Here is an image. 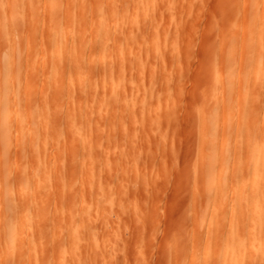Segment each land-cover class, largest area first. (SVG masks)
<instances>
[{
    "label": "rangeland",
    "instance_id": "1",
    "mask_svg": "<svg viewBox=\"0 0 264 264\" xmlns=\"http://www.w3.org/2000/svg\"><path fill=\"white\" fill-rule=\"evenodd\" d=\"M7 1L2 0L1 3L7 7ZM99 1L87 0L85 10L80 0H74L72 4L71 0H60V5L55 10L46 7V0H24V5L6 8L18 23L17 45L20 43L21 49L18 57L19 63L24 60V65L20 63L22 69L19 64L18 68L21 70H16L20 72L19 76L16 73L12 75V78H17L16 81L11 79L13 81L8 82L16 95V98H12V103L18 106L15 108L12 104L14 108L10 109L15 112L10 118L15 125L12 130L14 133L11 132V145H8L11 147L10 151L8 147V154L11 152L8 164L12 167V173L7 174L2 169L0 180L3 179L4 183L1 181L3 185L0 188H6L9 184L11 190H15L20 178L18 170L24 172L22 176L26 175L22 178L25 186L30 177L34 175L32 178H39L40 173L48 177L46 180L42 175L39 179L44 177L49 183L47 182L46 187L42 183H45L43 179L41 183L45 189L40 190L37 186L32 192L29 186L27 190L23 187V190L28 193L30 191L31 194L27 193L33 207L31 212L35 210L31 217L36 215L41 221L38 223L41 229L38 228L39 225L35 226L39 221H33L34 228L26 225V231L20 232H26L21 234L23 237H18L22 239L25 248L18 246L16 253H7L1 230L3 221L0 224V253L10 256L6 260L2 254L5 259L1 255L0 264L3 263L1 260L4 264L9 260L16 262L10 264H221V255L226 247L223 243L231 223L233 203L230 191L233 185L237 189L241 182L247 181V168H243L241 172H233L238 162L235 158H238L239 153L245 152L243 131L246 129V122L252 128L262 129L260 117L263 113L264 105L261 100L264 98V89L260 87L252 90L245 99L248 106L253 104L255 118L252 123L244 110H239L243 109L244 102L239 104L243 100L236 95V115L232 125H225L224 121L221 124V133L227 131L238 134L241 144L231 145L232 154L236 156V153L237 156L233 157L234 168L222 181L220 193L215 189L206 190L204 186L205 171L218 170L219 163L209 162L203 166L201 162L202 116L205 112L209 115L217 106L223 110L226 104L224 93L222 95L216 90L213 93L216 92L218 98L211 100L209 91L214 84L212 75L214 73L215 78L218 68L224 66L226 69L229 66V52L223 50L222 63V58L219 57L220 47L223 42L229 45L233 36L238 40L236 71L241 70L245 35L238 30L240 25V28L245 25L242 19H249L250 9H245L246 17L237 15L236 5L232 4L239 1L244 2V5V0H143V3L138 0ZM97 3L101 5L103 13L98 10ZM71 6L77 15L81 11L86 12V20L80 23L81 26L76 20L74 23L68 22L67 13ZM38 7L40 14H35ZM231 8H236L234 14V9ZM55 13L61 15L64 26L70 23L76 31L84 32H80V35L81 40L88 45V54L80 60L87 63L80 62L83 66L82 75L84 78H92H89L91 82L93 79L96 81L94 86L91 83L93 88L89 85L86 88L89 92L92 91L88 92L89 96L88 93H83V87H80L83 90L80 92L77 82H74L76 85L69 83L67 86L66 82V87L63 85L61 93L59 91L56 94L53 89L50 92V84L46 80L42 81V73L47 71V74L52 70V66L47 64L48 58L45 60L51 49L50 42L45 37L50 17ZM125 16L134 17L136 24L126 25L123 22ZM116 17L121 18L119 23L114 22ZM239 21L241 24L235 27L234 24ZM101 22L106 24L107 33L112 35L114 31V35H119L118 38L121 37L125 42V50L122 52L119 44L113 43L112 62L106 65L107 68L99 59L92 63L93 54L99 50L89 46L93 39L91 30ZM221 26H224L226 35H223V28L220 31ZM32 32H36V35H32ZM103 33L96 34L97 38H101ZM66 35L69 45L70 42L72 44V35ZM31 37L38 40L33 41ZM77 40L75 39L76 42ZM30 45L36 49V54ZM28 47L33 49L31 54L37 56L30 67L34 56L29 58L32 61L27 60L31 55ZM253 49L257 50L258 46ZM66 65L63 66L65 71L62 72V69L52 82L60 81L61 84L64 75L76 79L77 73L72 71L74 68L70 64ZM28 67L31 70H27ZM34 69H37V82L31 75ZM104 69L114 77L113 86L117 89L114 99L108 94L109 79L107 84L103 77ZM70 70L75 74L74 77ZM21 73L24 75L20 76ZM68 73H71L70 76ZM30 79L35 84L32 81L30 83ZM206 82L213 84L209 88V85L205 86ZM253 85L251 80L245 87ZM213 88L216 89L215 86ZM72 90H75L73 94ZM49 93H55L56 98L48 96ZM46 105L49 111L65 108L68 111L71 108L69 113L56 118L58 131L61 133L53 134L49 127H45L44 131L38 129V125L44 120L46 112L43 107ZM45 119V123L49 122L47 117ZM81 123L91 128L88 134L81 132L78 127ZM16 124L25 128L26 134L22 129V134L25 135L19 131L21 128L16 129ZM33 137L35 144L31 140ZM24 146L27 152L32 149L30 155L22 149ZM35 147L36 150L33 151ZM20 148L24 151H21L23 155L19 154ZM21 158L24 167L20 166ZM27 173L31 175L25 178ZM246 197L242 202L247 203L246 207L249 209L251 201L249 196ZM41 203L44 206H40ZM259 204L260 201L256 199L255 206H260ZM207 205L209 208L212 206V209L207 208ZM37 206L40 215L49 210L45 217L36 214ZM45 206L44 211L47 210L41 211L43 208H40ZM0 214L2 215L1 212ZM18 214L22 216V212H17ZM247 216L245 225L254 227L256 223L253 221V225L249 220L250 214ZM253 217L257 218L256 215ZM2 218L1 216V220ZM256 226L257 224L252 228L255 229ZM31 229H37V234ZM39 232L44 235L43 238ZM31 233L37 236L35 243L30 236H36ZM206 245L209 252L203 254L201 249ZM259 247L261 245L258 244L256 248ZM255 254L256 257L262 255L254 252L252 261L249 259L251 263L247 261L248 264H260L261 261L257 259L259 257L255 258Z\"/></svg>",
    "mask_w": 264,
    "mask_h": 264
},
{
    "label": "bare ground",
    "instance_id": "2",
    "mask_svg": "<svg viewBox=\"0 0 264 264\" xmlns=\"http://www.w3.org/2000/svg\"><path fill=\"white\" fill-rule=\"evenodd\" d=\"M1 1L2 0H0V168H1L0 174H1V172H3L2 169H4V171L6 170L7 174H8V172L12 173L11 172L12 167L8 164V162L10 161V160H8V159H10V158H8L9 157L8 155H10V153H11V152H9V154H8V147H9L8 145L9 144L11 145V143H10V140L12 138L11 132L13 130V126L15 125V124L14 125L12 124V122H14V120L12 119L13 121H11V119H10V118H12V115L15 114V112L13 113L11 111L12 110L11 108H14L12 106H15L14 103H12V101H14V100H12V98L13 97L16 98V95L13 91H11L10 86H9L10 83H8V82L13 81V80H14V82L16 81V79H17L16 75H15L16 79H14V77L12 78V75L16 73L19 76V74H20L19 71L22 69V67H23L22 65H24V63H23L24 60L20 62V63H22V65H21L19 63V57H18L19 53H20L19 52L20 43H19V45H17L18 23L13 20L11 12L8 11L6 8L10 7V6L11 7L15 6L17 4L18 5H24V2H23L24 0H8L7 1V7L4 6V3L2 4ZM72 1H74V0H71L70 4H72ZM244 1H246V3L244 5L242 4L244 2H239V1H237L238 2L237 4H232V5H236L237 15L239 17H241V16L246 17L247 12H245V9H248V8L250 9L249 19L248 20L246 18L242 19L244 21V24H245L243 28H240V26H241L240 21H239V23L234 24L235 27L240 25L239 26L240 30H238V31H243V33L245 35L244 50L241 53V56H242L241 70L239 72L236 71V69H237L236 68V60L238 59L237 56L239 55L237 52V41L238 40H237L236 36H233L229 45H227L226 42H223L221 47H220L221 52H220L219 57L222 58V63H223V59H224L221 56L224 54L223 50H228V52H229V62H230L229 66H227L226 69L224 66L218 68L217 69L218 72H217L215 78H214V73L212 75V78L214 80L212 78H210L213 80L212 82H214V84L212 83L213 87L215 86V88H216V89H214L211 86L212 91L211 90H210L211 92L209 91L210 97L212 96L211 100L215 101L214 99L216 97L218 98V96L215 95L216 92L213 93V91L216 90L218 93L221 92V94L223 92L225 95L224 97L226 98L225 103L227 105L225 104L223 110H220L219 107L217 106L214 110L213 109L211 110L209 115L205 112V113H203V116H202V124H203V128L201 131V143L202 144L200 146L201 162L203 163V166L208 165L209 162H214V163L218 162L219 163L218 170H214V171L207 170V171H205V173L203 175L204 176V182H205L204 186H205L206 190L215 189V191L219 192V193L222 189V184H223L222 181L227 178L228 174L230 173L229 171L231 170V172H232V168H234V167H232L233 166L232 161H233V157L235 158L237 156V154L235 153L236 156H234V154H232L231 145L232 146L233 145L239 146V143H240L238 134L227 133V131H223L221 133V131H220L221 124L225 123V125H232V122L234 121V117L236 115L235 114V112H236V109H235L236 108L235 107L236 95H239L241 97V99L243 100V101H240L239 104L244 102V104L242 106L243 109L240 108L239 110H241V111L244 110L248 120L252 123L254 118H255V115H253V113H254L253 107H252L253 104H252V106H248V104L245 102V99H247L248 95L250 94V92L252 90H254L256 88H260V87L264 89V47L262 48V44L264 43V0H244ZM86 2H87V0H80L81 6L84 10L86 8ZM138 2L143 3V0H138ZM97 4H98V10L103 13L104 11L102 10L101 5H99V3H97ZM59 5H60V0H46V7L49 9L55 10L59 7ZM236 8H231V10L234 9V11L232 10L233 14H234ZM35 14H40V8L39 7H38ZM51 16L52 17H50L49 26L46 29V37H45V38H47L46 41L48 40L50 42L49 45H50L51 49L49 51V55L45 56V60H46V58H48L47 64L49 63V65H50L49 67L52 66V68H50L52 70L51 71L49 70L50 72L47 74L45 73L47 71H45L44 74H46V75H44L42 73V75H43L42 81L46 80L48 82V85L50 84L49 85L50 86V88H49L50 92L52 91L51 89H53V90H55L56 94H58L57 92L62 90V87L64 84H66V82H68V84H66V86L69 85V83L75 84L74 82H77L76 84L78 85V89L80 87H83L82 89L84 90L83 91L80 88V92L83 91V93H88L89 90H87L88 89L87 86L89 85V87H92L91 83H93V86H94V83L96 82L94 79H93L94 81L92 80V82H91L90 79H92V78H90V77L84 78L82 75L83 74V72H82L83 66H81V63H84L85 60L84 61L82 60L83 62L80 60L84 59L85 56H87L88 45H86L87 43L85 44L83 42V40H81L82 37L80 35V32H81V34L82 33L84 34V32L81 29H80L81 31H79V30L76 31L75 29H73L72 25L70 24V23H74L75 20H76L75 22L76 23L79 22V24L84 22L86 20V12L81 11V13L79 15H77V14H75V12L71 6V10L67 13L68 22H70V23L67 24L66 26H64L62 24L61 15H59L58 13H55L54 15H51ZM261 16H263V17L260 20L259 18H261ZM222 17H223V15L221 16V18ZM224 17L226 18V16H224ZM225 18H224V20H225ZM120 20H121V18L116 17L114 19V22L119 23ZM135 21H136V19L134 17H131V16H125L123 19V22L126 23V25H127V23L135 25L136 24ZM221 23H222V20H221ZM31 26H32V24H31ZM80 26H81V24H80ZM223 27L224 26H221L220 31H223V29L225 31V28H223ZM33 28H30V29L33 30ZM91 29H92V27H91ZM109 30H111V29H109ZM91 31H92L91 33H92L93 39H92V43H91V41L89 42V44H90L89 46L92 47L93 49L97 48L96 50H99V52L93 50V51H95L94 54L90 52L91 55L93 54L92 63L95 60L99 59L104 66L110 64L112 62L111 57H112L113 43L119 44L120 52L125 50V45H124L125 42H123V39L121 40V37L119 39L118 38L119 35L116 37L114 35V33H115L114 31H113L112 35L110 34V32L107 33L108 30H107L106 24L104 22H101L99 24L97 23L96 27L94 26ZM224 31H223V35H226L227 34L226 31L225 32ZM238 31H237V33H238ZM102 32H104L103 36L101 38H97L96 34H101ZM34 33H36V32H32L31 34L34 35ZM67 33H70L72 35V40H74V42H72V44L70 42V45L66 39ZM224 33H226V34H224ZM116 35H117V33H116ZM34 36H32V37L34 38ZM32 37H31V39L33 40ZM78 37H80V38H78ZM117 38H118V40H117ZM75 39L76 40L78 39L77 42L75 41ZM35 40H38V39H35ZM35 40H33V41H35ZM224 40H226V38ZM34 43H32V44H34ZM30 46L34 49V51H35L34 54H36V49L32 45H30ZM255 46H258V49L254 51L253 47L255 48ZM31 47H28L30 49H27L28 51L30 50L29 51L30 54H31V51L33 52V49L31 50ZM23 49H24V46H23ZM89 49L91 50V48H89ZM39 51H40V49H39ZM21 54L23 55L24 51H22ZM34 54H31L27 58V60H28L30 57L34 56V57H32L33 58L32 63L30 62L32 60L29 59L30 60L29 61L30 62L29 67L31 66V64H34L35 63L34 60L36 61V59H37V58L34 59L35 57H37ZM22 55H21V58H22ZM28 55H29V53H28ZM87 61H89V60L87 59ZM67 63L70 64L71 68H74L72 71L74 72V70H75V72L77 73L76 79H74L75 74L70 70L72 72V74H74L73 75L74 78H67L66 75H64L65 78L63 79L61 84H60V81H58V79H56L58 82H52V80H54V78H55L54 76L57 75L60 71H62V69H64L62 72L65 71V68H63V66L66 65ZM19 64H20V68H21L20 70L18 68ZM68 64L66 65V67L69 66ZM85 64H87L86 61H85ZM29 67L27 68V70L29 69ZM105 68H107V66ZM16 70H19L18 71L19 73ZM29 70H31V69H29ZM36 70L34 69L33 74L30 73L34 77H35V74L37 72ZM216 71H215V73H216ZM70 74H69V76H70ZM103 74H104L103 75L104 80H106L107 84H108L107 79H109L108 94L111 97V99H114V97H115L114 93H116V91H117V89L113 86V82L115 81L114 77L112 76V74L108 73L107 69H104ZM23 75L24 74H22L20 76H23ZM32 76H31V78H32ZM44 78H46V79H44ZM11 79H13V80H11ZM37 79L38 78L35 79V82H37ZM210 79H208L209 82H211ZM59 80H60V78H59ZM251 80H253V82H254L253 87H250V86L245 87L246 84L251 83ZM31 81L35 84V82L32 79H30V83H32ZM215 81H216V83H215ZM72 84H70V85L72 86ZM212 84H210V85H212ZM104 85H106V84L104 83ZM207 85H209V84H207V82H206L205 86H207ZM210 85H209V88H210ZM71 86H69V88ZM95 86H96V84H95ZM73 87H74V85H73ZM73 87H71V88L73 89ZM242 87H244L246 89L243 88L244 89V91H243ZM74 89H75V87H74ZM204 91H207V89H204ZM69 92H71V91H69ZM74 92H75V90H74ZM74 92L72 90L71 93L73 94ZM90 92H92V91L90 90ZM47 93H48V91H47ZM51 93H49V95L48 94L47 95L53 96L54 98H56L55 93H53V95H51ZM60 93H61V91H60ZM71 93H69V95ZM89 93L87 94L88 96L90 95ZM69 95H68V97H69ZM87 95H86V97H88ZM202 95L204 96V94H202ZM63 97H64V95H63ZM262 101H263L262 105H264V98H262L261 102ZM17 106L18 105L16 104L15 108H17ZM69 106H72V105H69ZM262 108H263V113H262V116L260 117L261 118L260 124L262 123L261 124L262 129H260L258 127L252 128L246 122V129L243 131L245 134V146H246L245 152L242 154L239 153L238 158L237 157L235 158L236 160H238V162L235 164V168H234L235 171L233 170V172H236V171L241 172L243 170V168L244 169L247 168L248 173L247 172H246L247 174L245 173L247 176V177L245 176L247 181L244 180L247 183L241 182L239 184L240 187H238L237 189L233 185L232 189L230 191V199L233 203V205H231L232 208L230 211L231 223L228 226L225 242L223 243L226 245V247H225V250L223 251V253L221 255V262H222L221 264H248V262H249L248 260L249 259L251 260V258H252L251 256H252V254L254 255V252L255 253L259 252L260 254H262L260 256L257 255V257H259V258H257L256 254H255V258L260 259V261L262 262V263L260 262V264H264V251H263L264 250V106ZM70 109H68V111H66V108L61 109V110H58V109L55 110L54 109V110L49 111L48 106L47 105L44 106L43 111L46 112L44 115L45 117H44V120L40 124L38 123L39 124L38 129H40V130L43 129L42 131H44V130H46L45 127L46 128L49 127V129H51L53 134H55L57 132L61 133V131H58L59 125H58V121L56 120V118L59 115H64L67 112L69 113ZM209 116H210V118H209ZM46 117H47V120L49 122L45 123ZM19 121L17 123L21 122V121L20 122ZM223 121H224V123H223ZM241 121H240V123H241ZM21 124H23V123H21ZM16 125H17V128H16L17 130L22 127L21 125L18 127L19 124H16ZM78 127L81 129V132L83 134H88L91 130V128L88 125H85L83 123H81ZM22 129L23 128H21L19 130L21 132V134L23 133V131H25V128L23 129V131H22ZM49 129H48V131H49ZM19 131H17V132H19ZM62 132H64V131H62ZM13 133H14V131L12 132V134ZM25 134H26V131H25ZM25 134H22V135H25ZM21 137H24V136H21ZM31 140H33L32 142L34 143L35 138L33 137V139H31ZM33 143H30V144H33ZM33 145H30V146L33 147ZM25 147L26 146H24L23 148L21 147V148L24 149L27 154H29V152L32 149L30 148L31 150L27 152ZM9 148H10L9 149V151H10L11 147H9ZM21 148L19 149L20 150L19 154L20 153L22 154V152H24V151H22ZM34 150H36V147H35V149L33 148V151ZM25 155L26 154H24V156ZM24 156H20V157H23L25 159L26 157H24ZM33 160H34V158H33ZM20 161L22 164V158ZM24 161L25 160H23V163H24ZM21 164H20V166L24 167V164H22V165ZM5 167L6 168L8 167V168L5 169ZM21 168H19V169H21ZM18 171H17V174L19 175L18 177H20V178H18V180H17L18 183L15 187L16 188L15 190L12 191L11 187H9L10 185L8 183H7L8 187L3 188V189L0 188V194L1 195L3 194L2 196L0 195L1 196L0 197V200H1L0 206L2 207V208L0 207L2 210V211H0L2 213V215L1 214L0 215L3 217L2 218L3 220H1V216H0V224L3 221V225H2L1 230L3 232V242H4V247H5V250L7 253H9V252H12V253L15 252L16 253L15 250H18V248H17L18 246H20V247L22 246V248H25V246L22 245V239L20 240L18 237H23L21 234L24 235V233H26V232H24V233H20V232L26 231L25 230L26 225L27 226L29 225L28 228L30 226H32L33 221H34V223H35V221L36 222L39 221V222H37V224L35 223V226L39 225L38 223L41 222L40 218L38 216L34 215V217H33L34 220L31 217L33 215L32 212H35V210L33 209L34 211L31 212V210H32L31 208H33V207H31L32 205H30L31 199L29 201L28 197H27L28 192L26 190H27L28 186H29V188H31L30 191L32 192L34 190V188H36L37 186L39 187L40 190L45 189L46 184L48 186V183H49V180L47 181L48 183L46 182V180H47L46 177H48V176H45L44 174H42V175L46 178V180L44 177H41V179H39L40 176H42L40 173V176L37 175L39 178H37V177L32 178L34 175L32 177H30L29 180L26 181L27 185L25 186L24 185L25 181H23L22 178H24V176H26V175L24 174V176H22L23 175L22 173H24V172L21 173L19 171L20 172L19 173ZM30 175L31 174L27 173V177H25V178H28ZM43 179L45 180V183L42 182ZM25 180H27V179H25ZM232 180H235V179L233 178ZM1 181H3V179L0 180V184H1L0 186L2 187L4 181H3V183ZM41 182L45 186L42 185ZM24 186L26 187L25 188L26 190L25 189L23 190ZM40 186H43L44 188H40ZM233 187H234V190H233ZM247 187H248V189H250L249 191H248V189H246ZM2 191H3V193H1ZM23 191H25L26 193ZM30 191H29V193H30ZM36 191H37L36 192V194H37L38 190H36ZM29 193H28V195H31ZM246 196H249V198H250L249 201H251L249 209L246 207V205L248 206V204L247 203L245 204L244 202H242V201H244L242 199ZM31 197H29V198H31ZM256 199H258V201H260V204H259L260 206H255V200ZM241 202L243 203V205ZM41 204L42 205H40V206H44V203H41ZM208 206L209 205H207V208H209ZM243 206H245V207H243ZM38 208L39 207L37 206L36 212L38 211ZM45 208H46V206L41 207L40 210L42 209L41 211L45 212L47 210L46 209L44 211ZM209 209H212V206ZM41 211H40V213H41ZM48 211L44 213L45 215L42 213L41 214L45 217L47 215ZM17 212H22V216H20L21 214L20 215L18 214L19 215L18 216ZM38 212L36 214H39ZM248 214H250V216H251V219L249 218V220H251L252 224L253 225H254V223L257 224L255 229H253V228L255 227L256 224L254 225V227L252 226L253 228L250 227V225H247V224L245 225V223H247V217H248L247 215ZM42 215H40V216H42ZM255 215L257 216L256 219L253 217ZM35 216H36V218L38 217L39 219L35 220L36 219ZM253 221H254V223H253ZM203 223L204 222H202L201 224H203ZM33 226L31 228H34ZM40 227L41 226L39 225L38 228H40ZM42 229H44V228H42ZM1 230H0V233H2ZM36 231H37V229H36ZM36 231H33V232H35L37 234ZM39 231H41V230H39ZM19 233L21 236L19 235ZM35 233H31V234H34L33 236H36ZM77 233L79 234V232H76V234ZM39 234H41L40 235L41 237L44 236L41 232H39ZM0 235L2 236V234H0ZM1 236H0V238H2ZM30 238L33 239V242L37 241V236L35 238L34 237L32 238V235H31ZM1 241H0V245H1ZM258 244L261 245V247H259V249H257L258 247L256 248V246ZM36 245H37V243L35 244V246ZM2 246H3V244H2ZM29 246H31V245H29ZM35 246L33 244V249ZM4 247H3V250H4ZM262 248H263V250H262ZM256 249H257V251H256ZM201 252L203 254H208V252H209L208 246L206 245V247L202 248ZM2 254L6 258V260L8 257H10L8 254H4L2 252L0 253V256ZM3 255L1 256L2 259H3ZM20 259L22 260V258H20ZM3 260H1L3 262V263L1 262L2 264H4ZM35 261H37V260H35ZM251 261L249 263H251ZM258 261L259 260H257V262ZM10 262L13 263V262H15V260L13 262L11 260H9V262H7L6 264H10ZM252 264H253V262H252Z\"/></svg>",
    "mask_w": 264,
    "mask_h": 264
}]
</instances>
